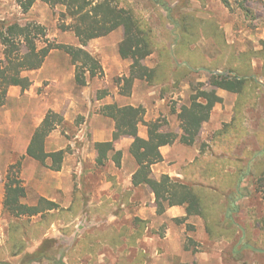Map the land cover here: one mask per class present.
Here are the masks:
<instances>
[{"label": "rangeland", "instance_id": "374dc122", "mask_svg": "<svg viewBox=\"0 0 264 264\" xmlns=\"http://www.w3.org/2000/svg\"><path fill=\"white\" fill-rule=\"evenodd\" d=\"M117 2L146 20L162 49L174 52L173 62L179 67L190 66L191 73L180 82L172 74L155 85L136 80L132 93L123 95L125 87L121 80L129 76L132 62L119 55V45L124 38L122 28L82 46L72 32L59 29L63 7H51L38 1L24 14L17 0H0V27L14 22L23 26L40 24L46 28L51 42L83 47L99 60L104 70L103 77L90 79L88 74V85L80 87L70 56L55 50L47 58L43 74L39 70L25 74L33 85L36 80H48L34 89V96L59 95L61 107L64 95L70 93L80 103L68 109L69 120L57 112L63 116L64 123L49 136L46 145L49 152L66 151L63 173L53 172L25 156L32 138V125L43 115L36 101L25 97V92L21 91L22 100L7 99L6 105L0 108V264H25L24 253H34L47 239L56 240L54 253L58 257L63 255L66 264H264V189L258 183L264 170V88L252 89V98L237 116L238 95L232 94L222 105L216 106L213 125L223 120L222 129H225L237 117L239 129L229 134L233 139L217 141L219 131L212 135L210 129L205 130L209 127L204 126L200 142L195 145L200 154L194 163L182 166L184 179L180 180L184 181L187 176V183L205 181L201 172L208 168L221 170L217 186L224 196L221 195L217 202L222 204L220 217L229 218L225 224L232 232L230 237H211L202 217L179 222L166 213L158 215L151 189L131 187L124 182L119 184L110 159L100 166L95 133L91 134L90 129L106 133L97 139L111 141L115 122L102 113L107 103H97V107L90 109L83 95L90 89L93 103L99 97H112L111 104L119 106L131 99L138 107L146 109V115L150 113L152 121L161 120L165 131L181 136L178 118L181 108L190 104L195 89L210 85L212 75L236 76L238 73L233 70L245 67L250 77L264 86V59L259 56L264 50V0ZM185 23L193 32L197 31L198 37H190V43L181 45ZM3 52L0 42V59L4 58ZM160 55L155 52L144 64L157 68L162 63ZM58 79L61 89L55 87ZM117 96H121V100L118 101ZM19 108H30L34 112L25 111L24 114L18 112ZM30 117L33 121L26 124ZM139 131L147 134V127L140 125ZM236 135L239 139L234 138ZM176 143L186 146L180 141ZM186 147L192 149L194 146ZM127 155L130 159L125 162V168L129 171L138 168L132 155L129 152ZM167 156L168 161L178 156L193 157L190 153L182 154L178 148ZM20 160V178L27 188L24 203L34 206L44 197L60 207L46 213L49 214L45 215L46 219L44 215L23 218L31 226L29 237L12 232L13 225L22 222L8 215L3 207L8 171ZM193 164L197 168L191 167ZM16 238L23 240L19 249L23 254L14 256V243H19Z\"/></svg>", "mask_w": 264, "mask_h": 264}, {"label": "trees", "instance_id": "16d2710c", "mask_svg": "<svg viewBox=\"0 0 264 264\" xmlns=\"http://www.w3.org/2000/svg\"><path fill=\"white\" fill-rule=\"evenodd\" d=\"M38 1L51 7L64 8V12H61L59 17V29L63 32H72L82 46H86L92 40L106 37L120 28L124 30V39L119 45V54L122 59L130 60L132 64L129 76L121 80L125 87L122 88L123 95L132 93L136 80L155 85L172 74L176 81L180 82L192 71L190 66L179 67L176 62H173L174 52L162 49L150 24L132 10L120 7L117 0H17V3L22 12L26 14ZM246 12H248L247 9ZM183 29L181 45L190 43V37H198L197 31L193 32L187 23L184 24ZM0 42L4 47V58L0 59V108L6 105L9 90L12 87H19L23 92L32 87L33 82L25 74L40 70L55 50H62L70 56L76 69L75 80L78 86L88 85V74L90 79L104 76L102 65L90 52L83 47L51 42L48 39L46 28L40 24L29 26H23L17 22L5 24L0 27ZM155 52L161 54L162 63L153 69L147 67L144 61ZM175 55L178 58L176 51ZM259 56L264 59V50ZM233 71L238 75H212L210 85L238 94L237 116L249 103L252 89H262V85L254 77H250L245 67ZM194 91L195 94L190 104L184 105L179 113L183 131L181 136L175 132L163 131L164 124L161 120L146 122V109L143 107H121L117 104L104 106L102 113L115 122V131L111 141L96 144L97 163L100 166L105 165L110 159V154L113 153V161L118 168H121L123 153L116 151L115 142L122 138H131L133 142L129 152L138 165L132 184L134 187L151 189L155 195L158 215H164L172 207H185L187 216L183 219H175L176 221L186 222L191 217H202L207 222V230L211 237H230L232 232L225 224L229 218L220 217L219 208L222 204L217 202V199L224 194L217 186V181H221V170L214 167L206 171L201 169L203 170L201 174L206 180L203 178L205 181L194 180L188 183L186 182L187 176L184 181L169 175H162L159 179L153 176V165L163 161L161 148L171 146L177 141L186 146H193L203 125L211 119L213 109L224 102L223 98L213 90L206 91L203 88H197ZM236 121L237 117L233 123L218 132L216 140L233 139L229 134L239 129ZM63 123L64 118L61 114L49 111L41 125L35 130L26 153L27 157L36 160L53 172L62 171L67 153L64 150L47 152L46 142ZM140 125L147 127L148 137L146 139L139 134ZM234 138L239 139L237 135ZM191 167L197 168L195 164ZM21 168L22 160L13 164L8 171L3 207L8 215L22 222L15 223L12 232L29 237L31 226L23 218H33L39 215H44L45 218L49 216L46 213L57 211L60 207L46 198H41L35 206L25 204L23 200L27 197V188L20 178ZM253 173L257 174L255 171ZM260 177L258 183L264 189V170L260 173ZM16 240L19 243H14L16 249L14 256L23 254L19 250L23 240L20 238ZM55 242V239H47L34 253L25 252L23 262L32 264L51 261L56 264H66L63 255L60 257L55 255ZM69 257L71 258V254H68Z\"/></svg>", "mask_w": 264, "mask_h": 264}, {"label": "crops", "instance_id": "0c3cea01", "mask_svg": "<svg viewBox=\"0 0 264 264\" xmlns=\"http://www.w3.org/2000/svg\"><path fill=\"white\" fill-rule=\"evenodd\" d=\"M124 39V38H123ZM120 55V54H119ZM47 65H44V67H42L40 70H39V73L40 74H43L45 71H46V69L47 68H45ZM218 74V73H217ZM216 74V75H217ZM218 75H223V73H219ZM256 81H258L259 83H260V81L258 80V79H255ZM44 81H48V80H46V78L45 79H43V80H36V81H34V85H33V87H32V89L30 90V91H25V94H23V95H25V97H32V99H34L35 101H36V106H38L39 107V111L43 114L42 115V117H41V119L39 120V121H36L35 123H34V126L32 125V129H33V131H32V137H33V135H34V132H35V130L41 125V123L43 122V120H44V118H45V116L47 115V113L49 112V111H55V112H61V113H63V115H64V117H65V119L66 120H69L70 118L68 117V114H67V112H69V110L68 109H70V108H76V107H78L79 106V102H77V98H73L72 96H71V94L70 93H66L65 95H64V97H65V101L62 103V106L60 107V105H59V103H60V97H59V95L58 96H56V95H53V94H51L50 96H48L49 95V93H48V95L47 96H38V95H36L35 94V96H34V89L36 88V87H41V85H42V83L44 82ZM60 79H58L57 81H56V85H55V87H58L59 89H61L60 88ZM64 84V83H63ZM62 84V85H63ZM138 85H136V87H137ZM262 88H264V86H262ZM58 90V89H57ZM204 90H213V91H215V93L219 96V97H221V98H223V100L224 101H226V99H227V97L228 96H230V95H238V94H235V93H231V92H228V91H225V90H222V89H218V88H216V87H212L211 85H208V87H206ZM21 88H19V87H12L11 89H10V93L8 94V100H22L23 98L21 97ZM89 91H90V89H88V90H86V91H84L83 92V95H84V102L85 103H88V107L91 109V108H93V107H97L96 105H97V103H98V105H100V104H103V102L104 103H107V105H110L111 103H112V101H113V99H112V97H106L105 99L104 98H100L99 97V99L98 98H96L97 100H96V103H93V101L91 100V98H90V93H89ZM16 93L18 94L19 93V95H16ZM121 96H117L116 97V99H118V101L119 100H121V98H120ZM135 97V96H134ZM133 97V98H134ZM106 101V102H105ZM102 102V103H101ZM191 102V101H190ZM114 103V102H113ZM224 103V102H223ZM222 103V104H223ZM222 104H218V105H222ZM218 105H216V106H218ZM124 106H134V107H138V105L134 102V101H132L131 99H128L127 100V102H125L121 107H124ZM216 109H217V107H215L214 109H213V111H212V114H213V112H215L216 111ZM25 111H27L28 113H33L34 112V110L33 109H27V110H23L22 108H19L18 109V112H22V113H26ZM38 111V112H39ZM88 116L90 115L89 114V112H88V114H87ZM178 118H179V116H178ZM30 120H28V118L26 119V124H28V121H29V123H31L32 121H33V119L30 117L29 118ZM152 117H150V113H148L147 115H146V122H150V121H152ZM213 120H214V118H212V115H211V119L209 120V122H207V123H205L204 125H203V128H204V126H208L209 128H205V130L206 131H209L208 129H210V133L212 134V133H215L216 131L218 132H220L221 130H222V123L224 122L223 120L220 122V123H218L217 125L215 124V125H213ZM180 121V120H179ZM226 122V121H225ZM164 127H165V125L163 126V128H162V130L163 131H165L164 130ZM202 128V130H201V133H200V135H199V137H198V139H197V141H196V143L193 145L194 147H196V148H194V147H192V149H191V147H186V146H182L181 144H175V145H173V146H166V147H163V148H161V154H162V156H163V161L162 162H160V163H157V164H155V165H153V175H154V177H156V178H160L162 175H169V176H171V177H173V178H177V179H184V176H183V174H182V166L184 167V165L186 166V164L188 165V163H194V160H195V158L200 154V151L198 150V147L197 146H195L197 143L199 144V142H200V137L203 135L202 133H203V129ZM182 130V129H181ZM58 130H56V131H54L53 132V134L52 135H54L55 134V132H57ZM93 131V132H92ZM115 131V130H114ZM114 131L111 133V135L114 133ZM165 132H170V131H165ZM90 133L92 134V133H95L94 135H95V137H96V144L97 143H103V142H109V141H102V140H99V139H97V137H100V136H103V135H106V133H104L103 131H97V130H94V129H90ZM139 134H140V136L142 137V138H147L148 137V135L146 134V133H143L142 131L140 132L139 131ZM182 134H183V131H182ZM213 135V134H212ZM32 139V138H31ZM31 139H30V141L28 142V144H27V146H26V150H25V156H26V153H27V149H28V146H29V144H30V142H31ZM47 141H48V139H47ZM132 142H133V140L131 139V138H122V139H120L119 141H117V142H115V149H116V151H122V153H123V161H122V167L119 169V168H117V166H116V164H115V162L113 161V159H112V157H113V153H111L110 154V160L112 161L111 163L113 164V168H114V175L116 176V178L118 179V181H119V184H121V182H124L125 184H130V186L131 187H134L133 186V184H132V179H133V175L136 173V171H137V169L138 168H136V167H134V169L133 170H127V168H125V162L127 161V159H130V157L127 155V153L129 152V150H130V146H131V144H132ZM96 144H95V147H96ZM46 145H47V142H46ZM181 145V146H180ZM179 149L180 150V152L182 153V154H189L190 153V155L192 154L193 155V157L190 159H187V158H184L183 156H182V158H180V156H178V157H176V158H174V157H172V159L170 160V161H168V156H167V154L170 152V151H174L175 149ZM194 148V149H193ZM46 150H47V148H46ZM59 151V150H58ZM47 152H49L48 150H47ZM52 152H55V151H52ZM96 152H98L97 151V149H96ZM129 154H130V152H129ZM195 156V157H194ZM27 157V156H26ZM28 158V160L29 161H34V162H37L36 160H34V159H31L30 157H27ZM180 160V161H179ZM182 160V161H181ZM188 160V161H187ZM184 163V164H183ZM65 165H64V167H63V169H62V172H60V173H63L65 170H66V163H64ZM183 164V165H182ZM25 186V185H24ZM26 187V186H25ZM136 188V187H135ZM27 198V197H26ZM42 198H44V197H42ZM53 199V198H52ZM25 200V199H24ZM24 200H23V202H24ZM26 204V203H25ZM35 206V205H34ZM152 213L154 214V215H156V213L154 212V209L152 210ZM166 214H167V216L169 217V218H171V219H178V218H182V217H186L187 216V213H186V209H185V207H172V208H169L168 210H167V212H166Z\"/></svg>", "mask_w": 264, "mask_h": 264}, {"label": "water", "instance_id": "95a60500", "mask_svg": "<svg viewBox=\"0 0 264 264\" xmlns=\"http://www.w3.org/2000/svg\"><path fill=\"white\" fill-rule=\"evenodd\" d=\"M186 65H187V63H186Z\"/></svg>", "mask_w": 264, "mask_h": 264}]
</instances>
